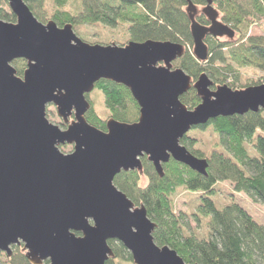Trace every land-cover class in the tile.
<instances>
[{"label": "water", "instance_id": "1", "mask_svg": "<svg viewBox=\"0 0 264 264\" xmlns=\"http://www.w3.org/2000/svg\"><path fill=\"white\" fill-rule=\"evenodd\" d=\"M16 22L0 19V252L13 256L23 245L32 264H107L115 257L110 240L120 241L134 264H190L154 239L157 224L115 185L123 171L143 169L147 156L160 177L171 158L207 175L209 163L181 144L194 127L220 116L264 109V84L213 90L202 73L192 78L173 63L186 53L179 42L149 39L126 45L90 44L72 24L40 22L24 0H8ZM193 55L206 62V37L234 38L214 0L203 12L187 0ZM24 59V74L13 62ZM102 79L128 87L140 106L133 123L110 118L106 130L88 122L87 94ZM195 88L194 109L181 96ZM54 105L69 123L62 130L47 118ZM74 145L70 154L59 146ZM81 233V235H78ZM0 264H12L1 262Z\"/></svg>", "mask_w": 264, "mask_h": 264}, {"label": "trees", "instance_id": "2", "mask_svg": "<svg viewBox=\"0 0 264 264\" xmlns=\"http://www.w3.org/2000/svg\"><path fill=\"white\" fill-rule=\"evenodd\" d=\"M35 17L43 23L50 12L51 20L60 27L72 24L74 29L84 25H104L111 29L128 26L132 41L144 42L149 39L179 42L193 46L188 15L187 0H24ZM197 7L205 6L206 0H192ZM224 23L242 36L236 43L206 42L211 57L200 62L193 52L186 50L177 60L196 82L202 73H207L216 84H225L235 76L238 79L239 66H250L264 73V35H248L243 27H249L251 17L264 16V0H214ZM72 3L73 8H68ZM0 19L16 22L17 17L10 9H0ZM198 21L208 25L201 15ZM216 43V44H214ZM227 48L228 58L224 53ZM229 60V62L227 61ZM235 64H239L235 65ZM18 75L24 74L27 63L24 59L13 62ZM237 66V68L234 67ZM250 85V84H249ZM104 95V103L111 118L121 122H136L140 117V106L130 89L123 84L102 79L96 84ZM88 96V94L86 95ZM182 102L190 109L201 103L195 88L181 96ZM86 118L89 123L106 130L103 119L92 102ZM212 126L219 135L221 150H212L210 156L193 149L196 139L185 136L181 144L199 158L207 159L208 174L203 175L189 166L171 158L164 164L165 175L160 177L147 156L142 157L143 169L123 171L115 178V185L137 205H144L148 217L157 224L153 233L157 245H169L190 264H264V224L259 223L239 203H232L219 209L212 196L217 192V184L229 181L237 193H245L253 202L264 206V109L259 112L220 116L208 124L194 128L205 129ZM250 146L256 156L249 153ZM143 179L148 183L141 185ZM184 188L199 193L202 203L198 213L192 214L196 221L208 217L207 232L204 237L188 233L185 216L177 214L174 195ZM114 258L133 262V258L123 243L110 240ZM23 246V245H22ZM22 246H13L12 264H32ZM109 259L107 264H113ZM48 263V262H47Z\"/></svg>", "mask_w": 264, "mask_h": 264}, {"label": "rangeland", "instance_id": "3", "mask_svg": "<svg viewBox=\"0 0 264 264\" xmlns=\"http://www.w3.org/2000/svg\"><path fill=\"white\" fill-rule=\"evenodd\" d=\"M245 1V0H239ZM73 4L70 3L68 8H73ZM216 8L217 5L214 3ZM204 6H199L198 11H201ZM10 10L8 0H0V9ZM44 17H48L47 20L43 21L44 24H47L51 21L50 12L48 15ZM222 22V15L220 14L219 18ZM249 27H243V31L248 33V35H264V16L262 17H251L249 19ZM75 33L78 37H80L83 41L90 43V44H102V45H109L116 43L118 45H126L128 42L132 41L131 37L128 34V26H119L116 29H111L104 25H84L80 26L77 29H74ZM236 39L231 41V43H236L239 41V38L242 36V33L239 30H236ZM212 39V38H210ZM214 42H230L227 38L222 39H214ZM216 44V43H214ZM188 50L193 52V46H187ZM228 49H224V53L227 55ZM211 56V53H210ZM229 62V60H227ZM238 65L239 64H235ZM235 68L238 69L237 66ZM180 67L177 64V61L173 63V68ZM239 74L237 81L234 79L235 76H232L228 79L225 84H218V85H228L234 90L244 89L248 86L252 85H261L264 84V73L255 69L250 66H239ZM212 79V78H211ZM213 80V79H212ZM250 84V85H249ZM214 90V88H213ZM88 99H90L99 115L103 118L110 119L109 112L104 103V95L98 89L95 88L92 92L88 94ZM74 115L69 117V123H64V120L58 115L57 108L54 105H49L47 107V118L48 120L58 125L62 130L67 129L68 124H70L74 118ZM133 123V122H131ZM189 138L196 139V143L193 144V149L199 150L200 152L204 153V156H210L211 151L214 150H221L220 144L217 143L219 141V135L213 131L212 126H207L205 129L200 128H193L191 129L187 135ZM60 150L65 154H70L74 150V145L71 144H63L59 146ZM249 153L251 156H256V151L254 150L253 146H250ZM148 181L143 179L141 185H146ZM217 192L212 196L213 200L215 201L217 207L219 209H223L227 205H230L234 202L239 203L243 206L259 223L264 224V206L258 203L253 202L245 193H237L232 190L233 185L229 181H224L217 184ZM202 203V199L199 197V193H192L187 191L184 188L178 189L177 193L174 195V208L175 212L180 215L185 216V221L189 224H186L187 232L188 233H195L200 237L207 236V223L209 222L208 217H201L200 222L196 221V217L192 216V214L198 213L197 208L199 204ZM113 264H134L132 261L125 260L123 258H112ZM0 261L1 262H9V258L7 257L6 253L0 252Z\"/></svg>", "mask_w": 264, "mask_h": 264}, {"label": "flooded vegetation", "instance_id": "4", "mask_svg": "<svg viewBox=\"0 0 264 264\" xmlns=\"http://www.w3.org/2000/svg\"><path fill=\"white\" fill-rule=\"evenodd\" d=\"M206 6V5H205ZM205 6L203 7V9L205 8ZM203 9H201V11H198V13H197V16H196V18H198L199 16H201V15H203L205 18H206V20H207V22H208V25H210L211 23H210V20L208 19V17H207V15L203 12ZM198 20V19H197ZM201 23V22H200ZM237 33V32H236ZM210 38H214V39H222V38H227L228 39V41H234L235 39H236V34H235V37L234 38H229V37H222V38H218V37H214V36H212V35H208L207 37H206V41L207 40H209ZM208 42V41H207ZM208 44V43H207ZM209 46V45H208ZM210 48V47H209ZM218 86H221V85H218V84H216L215 82H214V86L212 87V88H214V89H216ZM87 99H88V96H87ZM90 102H91V104H92V101L90 100V99H88ZM73 115H74V113H73ZM73 118H74V116H73ZM78 235H81V233H78ZM19 246H22V245H19ZM22 249H23V246H22ZM47 262L48 261H46L45 262V264H47Z\"/></svg>", "mask_w": 264, "mask_h": 264}, {"label": "bare ground", "instance_id": "5", "mask_svg": "<svg viewBox=\"0 0 264 264\" xmlns=\"http://www.w3.org/2000/svg\"><path fill=\"white\" fill-rule=\"evenodd\" d=\"M201 62V61H200Z\"/></svg>", "mask_w": 264, "mask_h": 264}, {"label": "clouds", "instance_id": "6", "mask_svg": "<svg viewBox=\"0 0 264 264\" xmlns=\"http://www.w3.org/2000/svg\"><path fill=\"white\" fill-rule=\"evenodd\" d=\"M91 103V102H90Z\"/></svg>", "mask_w": 264, "mask_h": 264}]
</instances>
